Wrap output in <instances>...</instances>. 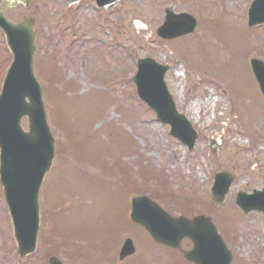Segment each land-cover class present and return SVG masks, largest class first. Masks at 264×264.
I'll list each match as a JSON object with an SVG mask.
<instances>
[{
  "label": "rangeland",
  "instance_id": "rangeland-1",
  "mask_svg": "<svg viewBox=\"0 0 264 264\" xmlns=\"http://www.w3.org/2000/svg\"><path fill=\"white\" fill-rule=\"evenodd\" d=\"M252 1L123 0L100 17L88 0L72 13L79 20L73 26L63 3L44 0L34 70L56 155L40 191L38 248L29 256L17 253L0 185V264H48L54 255L65 264H190L131 222L135 195L152 197L173 216L209 215L232 264H264V215L235 204L238 192L264 187V98L251 68L253 57L264 61V24L248 26ZM170 7L197 18L193 34L167 41L156 35ZM146 57L171 66L167 87L198 135L191 151L138 100L132 79L136 61ZM142 169L153 173L142 176ZM221 171L234 181L216 208L210 191ZM162 178L173 198L159 187ZM42 232L51 248L44 241L40 248ZM127 237L137 252L120 262ZM190 247L185 240L183 249Z\"/></svg>",
  "mask_w": 264,
  "mask_h": 264
},
{
  "label": "water",
  "instance_id": "water-1",
  "mask_svg": "<svg viewBox=\"0 0 264 264\" xmlns=\"http://www.w3.org/2000/svg\"><path fill=\"white\" fill-rule=\"evenodd\" d=\"M118 0H98L109 8ZM159 34L171 39L192 33L196 21L187 14L175 15L171 9ZM0 12V26L10 28L8 42L14 54V61L5 78L0 95V177L4 186L21 256L35 250L38 230V192L54 158V140L46 122L42 91L31 67L34 54V33L27 38L23 30L7 24ZM264 22V0H255L249 10V24ZM28 47L23 48L24 42ZM253 71L264 94V63L253 60ZM168 66H161L152 59L141 60L134 77L138 96L157 114V120L171 125V135L179 138L191 149L196 133L190 122L180 115L164 82ZM23 115L29 117V132L23 131L20 121ZM224 177V179H219ZM233 178L218 174L212 190V198L219 206L229 190ZM237 204L245 212L258 209L264 211V191L254 195L239 193ZM132 219L144 227L153 239L163 245L181 249V242L188 237L194 247L182 251L185 258L195 264H231L228 251L220 234L210 218L206 216L187 219H172L146 197L133 201ZM133 242L127 239L120 253V260L134 254ZM49 264H63L52 257Z\"/></svg>",
  "mask_w": 264,
  "mask_h": 264
},
{
  "label": "flooded vegetation",
  "instance_id": "flooded-vegetation-1",
  "mask_svg": "<svg viewBox=\"0 0 264 264\" xmlns=\"http://www.w3.org/2000/svg\"><path fill=\"white\" fill-rule=\"evenodd\" d=\"M41 2H44V0H41L40 3ZM35 7H38V3L35 4ZM27 9L23 8L22 5H16L13 9L7 11V15L10 16L11 19L21 20L23 18H27V14L25 13Z\"/></svg>",
  "mask_w": 264,
  "mask_h": 264
},
{
  "label": "bare ground",
  "instance_id": "bare-ground-1",
  "mask_svg": "<svg viewBox=\"0 0 264 264\" xmlns=\"http://www.w3.org/2000/svg\"><path fill=\"white\" fill-rule=\"evenodd\" d=\"M137 25H138V27H145L142 23H140V22H137Z\"/></svg>",
  "mask_w": 264,
  "mask_h": 264
},
{
  "label": "trees",
  "instance_id": "trees-1",
  "mask_svg": "<svg viewBox=\"0 0 264 264\" xmlns=\"http://www.w3.org/2000/svg\"><path fill=\"white\" fill-rule=\"evenodd\" d=\"M164 181V180H163ZM164 182H166V181H164Z\"/></svg>",
  "mask_w": 264,
  "mask_h": 264
}]
</instances>
